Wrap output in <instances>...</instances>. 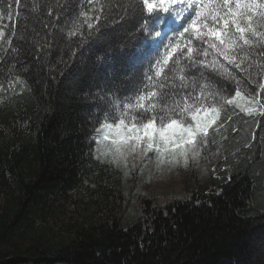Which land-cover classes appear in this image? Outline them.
I'll return each instance as SVG.
<instances>
[{
	"label": "trees",
	"instance_id": "1",
	"mask_svg": "<svg viewBox=\"0 0 264 264\" xmlns=\"http://www.w3.org/2000/svg\"><path fill=\"white\" fill-rule=\"evenodd\" d=\"M94 7L0 0V264H264L259 112L225 105L209 134L220 146L219 174H194L182 198L141 195L140 211L125 220L122 174L96 154L93 136L108 102L130 95L148 71V57L124 59L146 34L131 17ZM228 67L255 98L244 107L261 111V70L249 69L252 82ZM202 70L216 90L235 95L234 81Z\"/></svg>",
	"mask_w": 264,
	"mask_h": 264
},
{
	"label": "snow or ice",
	"instance_id": "2",
	"mask_svg": "<svg viewBox=\"0 0 264 264\" xmlns=\"http://www.w3.org/2000/svg\"><path fill=\"white\" fill-rule=\"evenodd\" d=\"M13 2L19 5L21 0ZM89 3L96 5L94 12L116 10L123 13L122 18L131 17L133 25L139 23V30L146 34L141 37L140 49L125 53L124 59L148 57V71L139 83L134 82L130 95L108 102L95 128L96 144L106 143L105 154L111 162L119 165L131 155L154 153L158 165L179 164L181 159L187 165L189 157L195 159L208 147L209 130L217 124L225 105H234L248 115L257 112L256 107L245 108L238 102L237 98L243 99L246 93L228 66L245 73L249 80L253 66L261 70L258 75H264V0ZM83 15L87 27L93 28L92 18ZM100 18L94 17L96 21ZM77 30L70 31L69 36L77 35ZM4 37L0 31V39ZM8 43L11 45L10 40ZM193 68L199 75L192 73ZM202 69L234 81L235 95L229 98L216 90ZM258 88L264 90V83ZM259 114L264 115V110Z\"/></svg>",
	"mask_w": 264,
	"mask_h": 264
},
{
	"label": "rangeland",
	"instance_id": "3",
	"mask_svg": "<svg viewBox=\"0 0 264 264\" xmlns=\"http://www.w3.org/2000/svg\"><path fill=\"white\" fill-rule=\"evenodd\" d=\"M253 98L254 97L245 94L243 99H237L239 103L246 106L255 103V99ZM252 107H256V105ZM258 112L257 110L255 113ZM214 127L213 129H219L216 125H214ZM213 129L209 130V134L212 133ZM96 135L95 133L93 139ZM219 147L217 140H211L209 137L208 147L203 149L202 154L195 159L189 157L187 165H185L182 159L179 164L170 165L164 163L158 165L154 153H148L146 156L134 154L128 157L126 163L122 161L117 165L111 162L110 156L105 154L107 151L106 143L97 145L94 139V150L96 154L119 169L122 174L127 197L129 199L125 220L133 219L137 215V211H140L138 198L141 195L153 197L159 202L168 200L169 198H182L185 194L181 192V187L194 176V174L199 175L201 180H207L212 175H218V161L220 159ZM28 264L37 263L30 262Z\"/></svg>",
	"mask_w": 264,
	"mask_h": 264
}]
</instances>
